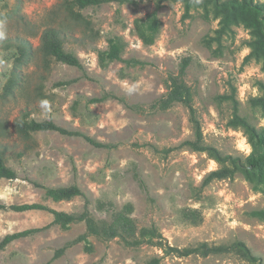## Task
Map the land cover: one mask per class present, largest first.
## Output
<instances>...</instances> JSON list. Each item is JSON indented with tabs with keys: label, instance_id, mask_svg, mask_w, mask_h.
Wrapping results in <instances>:
<instances>
[{
	"label": "rangeland",
	"instance_id": "rangeland-1",
	"mask_svg": "<svg viewBox=\"0 0 264 264\" xmlns=\"http://www.w3.org/2000/svg\"><path fill=\"white\" fill-rule=\"evenodd\" d=\"M67 2L0 0V20L7 28L0 41V150L16 174L0 178V203L38 202L69 213L86 207L96 219H109L130 204L136 224L155 226L166 250L88 235V251L75 240L85 231L78 221L68 229L51 224L13 240L0 250V264H243L232 252L177 256L168 249L235 241L244 242L264 264V216L253 214L264 210V162L254 167L246 162L253 147L241 129L227 125L232 103L219 98L234 95L238 113L264 127V109L250 104L260 95L259 82L264 83L261 57L248 56L250 28L231 23L217 41L211 37L219 18L204 17L201 7L184 16L182 0H111L79 10L78 18ZM155 9L160 30L154 43L144 45L133 23ZM48 27L58 30L81 68L42 53L40 35ZM112 35L124 41L121 57L130 65H99L97 50L105 49ZM183 57L190 58L185 80L193 91L203 143L244 163L232 177L206 185L205 175L220 165L207 152L181 144L193 139L186 107H151ZM43 100L50 102V114L42 109ZM25 113L81 134L48 130L23 136L15 122ZM71 184L82 194L59 201L44 194L45 187ZM51 220L45 210L0 209V239Z\"/></svg>",
	"mask_w": 264,
	"mask_h": 264
},
{
	"label": "trees",
	"instance_id": "trees-1",
	"mask_svg": "<svg viewBox=\"0 0 264 264\" xmlns=\"http://www.w3.org/2000/svg\"><path fill=\"white\" fill-rule=\"evenodd\" d=\"M111 0H68L67 8L75 17H80L79 10L89 6H100ZM119 3L130 0H115ZM184 6V16H189V10L195 7H201L203 16L207 17L209 13L219 18V27L214 30L215 35L211 38L220 40V37L230 28L231 23L242 22L250 28L252 39L249 41L251 51L248 56H260L264 69V2H255L254 0H182ZM77 9L78 11H75ZM134 32L144 45L154 43L161 26L157 10H153L144 17L134 20ZM125 43L121 37L112 35L107 38L105 49L97 50V60L101 67H106L113 61H123L126 65L131 64L130 59H122L121 55ZM40 49L45 56L53 58L57 62L81 68L82 64L79 58L72 52L66 50L63 45V39L58 30L53 27L45 28L40 35ZM21 51V50H20ZM22 54V52L20 53ZM247 56V57H248ZM190 62L189 57H183L179 63L176 74H170L166 80L165 92L151 103L152 108L165 110L175 103H181L188 111V119L193 130V139L184 140L181 144L190 147L192 150L205 151L220 166L210 170L204 177V185L212 180H219L232 177L237 170L243 166V160L238 156L222 153L216 147L206 145L202 140L200 121L196 115L193 106V91L185 80L186 68ZM260 95L250 98L251 106H257L264 109V83L259 82ZM234 94V93H233ZM219 98L230 100L232 103L231 117L227 125L234 129H241L246 135L248 141L253 147V153L246 158V162L254 167L260 162H264V127H256L250 120L238 113L237 101L234 95L226 93L221 94ZM101 100L100 98H90L89 102ZM17 132L23 136H28L32 132L38 131H57L61 134L80 135L76 131H69L58 126L51 120H35L29 118L27 113L23 114L15 122ZM88 140H91L86 136ZM16 177L15 171L6 164L3 152L0 150V178L13 179ZM45 196L52 200H67L74 196L81 195L82 192L76 184L69 186L45 187ZM0 209L14 211L26 210H45L51 213L52 220L49 224L41 227L26 228L5 234L0 239V250L4 249L13 240L32 235L36 232L46 229L51 224H57L62 229H68L71 223L83 221L85 231L76 237V241H83L84 248L88 251L92 249L88 241V235H94L105 240L118 238L128 247H138L142 244H149L164 248L162 244L163 237L155 226H138L135 220L130 216L131 205L125 204L120 210L112 212L109 219H96L85 207L79 213H69L50 208L42 203H21L5 204L0 203ZM253 214L263 217L264 210L253 211ZM170 251L175 252L177 256H187L190 254H199L208 256L214 254H223L232 252L243 261V264H262L260 258L254 255L250 248L242 241H235L230 244H208L201 242L195 246L175 248L168 246ZM64 248H59L62 252ZM167 252V251H166ZM156 261V259H154Z\"/></svg>",
	"mask_w": 264,
	"mask_h": 264
},
{
	"label": "clouds",
	"instance_id": "clouds-1",
	"mask_svg": "<svg viewBox=\"0 0 264 264\" xmlns=\"http://www.w3.org/2000/svg\"><path fill=\"white\" fill-rule=\"evenodd\" d=\"M197 2H199V0H197ZM6 36H7L6 22L4 20H0V41L5 40ZM41 107L42 109H44L45 114H50L51 104L48 100L41 101Z\"/></svg>",
	"mask_w": 264,
	"mask_h": 264
}]
</instances>
